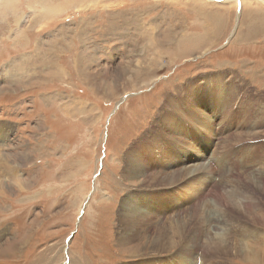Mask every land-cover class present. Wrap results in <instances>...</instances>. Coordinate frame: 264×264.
I'll return each mask as SVG.
<instances>
[{"label": "rangeland", "instance_id": "obj_1", "mask_svg": "<svg viewBox=\"0 0 264 264\" xmlns=\"http://www.w3.org/2000/svg\"><path fill=\"white\" fill-rule=\"evenodd\" d=\"M0 160V264H194L203 227L208 264H264L222 240L264 184V0H0Z\"/></svg>", "mask_w": 264, "mask_h": 264}, {"label": "bare ground", "instance_id": "obj_2", "mask_svg": "<svg viewBox=\"0 0 264 264\" xmlns=\"http://www.w3.org/2000/svg\"><path fill=\"white\" fill-rule=\"evenodd\" d=\"M215 1H225V0H215ZM220 110H221L222 115H228L229 114L226 106H220ZM205 120L206 119H204V120H202V122H198V123H195V122L185 123L183 126H184V128L186 127L187 130L185 129L186 133L184 134V136L187 137V135H189L188 132L191 129L193 131H195L196 136H199L197 130H199L200 127H198V126H201L207 132H210V126H209L207 120L206 121ZM223 129H225V128H223ZM208 135H209V133H208ZM230 135H235V137L233 138L234 140L235 139L237 140L239 137L238 134H236V133H230ZM230 135H229V137H230ZM200 138L202 141L205 137H204V135L201 136V134H200L199 139ZM210 141H211V139H210ZM230 142H232V141H230ZM203 146H204V144L201 147H203ZM211 148H212V152L208 151V154H206V158L210 159L209 157H211V159L214 160V156H213L214 149H213V147H211ZM245 149H247V150L242 151L241 149H238V151L245 155L246 164H250L252 162L253 157H257V153L255 151L260 150V149H258L257 147H253V146H249V147L247 146V148H245ZM236 151L237 150L230 151V152H228V155L233 156V152H236ZM193 154H195V153H193ZM200 154H201V152H200ZM200 154L198 153V155H200ZM200 159L202 160L203 158H200ZM215 159H216V157H215ZM220 159H222V158H220ZM240 163H244V160H243V162H240ZM255 163H256L255 165H259V164L264 165L263 161H260V162L256 161ZM231 164H232V161H231ZM5 165L6 164H4L3 161H0V173L2 175H4L5 172L6 173L8 172L6 170L7 167ZM213 165H216V164H213ZM213 165L211 163L209 164L208 162L206 164L204 162L202 164H194V165L190 166V171L195 177L198 178V182L203 180L204 178H206V176L210 177V179H211L212 177H215V174L218 170L217 169L214 171ZM212 166H213V168H212ZM7 174H9L10 176H13L10 173H7ZM260 179L262 181H264V173L260 174ZM233 180H234V178H232V181ZM209 184H211V183H209ZM171 186L172 185H168V186H164V188H162L163 189L162 190V196L155 201V207L157 209L162 210V211H169L172 208L176 207L180 203L181 198H182V194H178V193L174 192L173 188ZM166 187H170V188L166 189ZM206 188H207V184H206L205 188L203 187V184L200 185L199 191L197 190L198 197L196 198L195 203L190 208L187 209L188 221L191 224L199 223V224L204 225V224H207L209 221V217H208L207 213L210 214V212L207 208L202 207V204L206 198L213 197V195L209 194L208 190H205ZM164 189H166V190H164ZM262 197L264 199V184H263V187L261 190L258 189L255 193L251 194L250 197L246 198V200L243 204L244 211L242 214L246 218H248L249 220H244L245 218H241V220H239L238 226L235 227V230L239 233L235 237L226 236V237L222 238V240L226 243L227 247L231 250V253L235 252V254H237L239 256H244L247 258V260L254 262V263H258L260 261V259H263L259 255V253H257L252 248L251 242L249 240L252 238L253 234L254 235L256 234L258 237H260L261 235H264V229L262 227V226H264L263 225L264 220L261 219V216H263V215H261V213H264V206L262 204H260V202H258V201H261ZM221 210H222V208L218 207L216 209V212H219ZM182 215H183V213L180 212V216H182ZM199 215L203 216L204 218H202V219L199 218ZM261 220H262V222H261ZM198 233H200V230H197L195 232V235H197ZM201 233L205 236L204 238H195V239L189 241L188 243H186L180 249L181 254L184 255L185 252L188 251L191 247L198 246V247H196V251L193 252L194 264L211 263V261L208 260L209 255H208V251H207V248L205 245H206L208 239L209 240H212V239L209 237L208 232L207 233L205 232V227L202 228ZM212 245H213V248L215 250L218 249V245L216 243H212ZM199 251L202 252V256L199 255L197 257V254ZM222 254L224 256L227 255L226 253L221 252V253L215 254L213 256H215V259H217V260H222L224 258V257L221 258V256H223ZM232 255H234V253ZM227 257H229V256H227ZM182 259H184V258H182ZM169 264H182V263L178 262V261L174 262V260L172 259V260H170ZM215 264H223V262H221V261L218 263L215 262Z\"/></svg>", "mask_w": 264, "mask_h": 264}, {"label": "crops", "instance_id": "obj_3", "mask_svg": "<svg viewBox=\"0 0 264 264\" xmlns=\"http://www.w3.org/2000/svg\"><path fill=\"white\" fill-rule=\"evenodd\" d=\"M227 125H228V123H227ZM1 161V160H0Z\"/></svg>", "mask_w": 264, "mask_h": 264}]
</instances>
